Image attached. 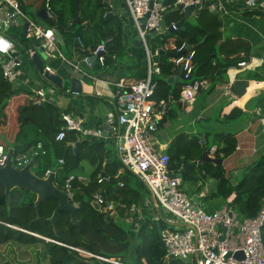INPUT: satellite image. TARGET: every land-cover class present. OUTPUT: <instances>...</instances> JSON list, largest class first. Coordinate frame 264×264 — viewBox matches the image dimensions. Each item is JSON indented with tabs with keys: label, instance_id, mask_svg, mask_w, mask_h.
Instances as JSON below:
<instances>
[{
	"label": "trees",
	"instance_id": "trees-1",
	"mask_svg": "<svg viewBox=\"0 0 264 264\" xmlns=\"http://www.w3.org/2000/svg\"><path fill=\"white\" fill-rule=\"evenodd\" d=\"M20 1L23 12L27 14L24 0ZM105 1L79 0L80 22L77 23L74 0H51L56 20L47 18L52 21L45 28L53 27L59 32L63 37L64 47L69 43V45L74 43L78 45L76 37H80L85 47L83 54L87 57L91 56V51L99 43L107 40L103 55V69L107 70L114 68H109V65L114 63L115 58L121 60L127 55L128 43L123 37L121 20L117 15H108L109 7ZM174 2L175 0H163L166 10H171ZM194 10L197 12L196 16L186 18L185 29L178 28L173 34L165 35L159 47L178 55L176 50L182 42L193 45L195 55L191 78L207 79L210 83L224 80L229 67L237 65L240 61H246L250 55V44L240 38L221 40L217 16L203 3L200 8ZM255 12L252 10V14ZM183 15L182 10L170 12L165 19L166 25L178 22ZM84 21H88L86 26L82 25ZM18 32L20 35V39L17 40L20 45L18 46L26 52L30 39L21 33V29ZM240 53L243 55L240 56ZM136 59L138 66L142 56H137ZM169 59L170 56H162L160 73L153 78L156 82L153 99L156 101L166 99L169 95L176 100L179 98L182 81L171 85L167 80L174 68ZM39 74L46 81L41 73ZM253 76L260 79L259 70H255ZM60 92L69 93L67 88ZM21 94L22 96L14 101V97ZM28 95L25 88L13 87L0 73V136L4 133L8 139L17 138L25 125L33 126L40 136L39 139L17 147L14 155L35 146L39 141L45 153L33 158L35 161L33 166L37 165L41 168L33 171L35 174L43 176L47 168L56 169L59 158L63 159V164L61 168L56 169V174L62 177L80 167L82 161H87L92 170L87 180L73 183L78 191L77 198L74 199L73 195V200L77 202V223L71 222L69 213L61 212L57 221V236L48 220L58 204L55 198L41 202L39 218H36L34 194L14 188L10 192V201L7 204L4 188L0 184V247L15 245L28 248L29 252L35 250L37 254L32 255V258L34 256L36 262L34 260L32 264H100L93 257L82 256L73 247L107 257H119L130 264H143V261L148 264H162L164 248L159 238L158 227L166 226L164 222L155 224L146 217L132 234L129 226L126 228L107 212L95 210L90 203L93 192L104 190L108 198L129 205L138 200L143 184L122 166L119 159H112L109 164L104 163L111 156L104 141L80 138L75 131H67L63 140L56 141V133L64 126L61 109L56 102L36 105ZM256 99L261 100L262 105L264 95H259ZM261 111L258 116L264 115V107H261ZM216 137L217 140L214 142L218 146L214 157L224 159L235 150L236 138L233 133H219ZM78 139L79 161L76 165L73 147L69 143ZM0 143L5 145L1 137ZM207 149L198 143V137L179 134L166 150L170 156V167L175 174L181 176L182 183L194 181L198 187H203L207 178H213L216 187L209 197H203L204 200L221 198L240 217H254L264 200V152L252 163L243 167L240 177L233 184L226 175L222 163L203 160ZM103 176L109 179L102 180ZM54 182L57 185L55 179ZM119 182L123 185L120 186ZM261 237L264 245V224L261 228ZM169 264L185 263L181 260H172Z\"/></svg>",
	"mask_w": 264,
	"mask_h": 264
},
{
	"label": "built area",
	"instance_id": "built-area-1",
	"mask_svg": "<svg viewBox=\"0 0 264 264\" xmlns=\"http://www.w3.org/2000/svg\"><path fill=\"white\" fill-rule=\"evenodd\" d=\"M198 1L175 0L174 6L182 4L194 9ZM0 2L6 7L5 17L0 20L2 28L0 39L9 45L6 51L0 52V72L4 80L9 83H16L24 79L20 75V62L17 60L15 44L4 34L5 30L14 25L19 17L27 22L25 36L29 39L39 40L46 58L59 57L65 60L59 49L54 28L37 26L23 12L20 0H0ZM125 2L146 54L148 69L144 78L129 85L125 84L123 80L115 84L118 89L115 97V112L96 127L85 124L84 118L80 115L62 112L61 118L64 121V126L56 133L55 140L61 141L65 138L67 131H75L78 137L106 138L114 142L122 166L135 175L146 187L150 193L152 204H150L145 193L140 194L137 202L126 205L121 201L108 198L104 190L93 192L91 200L99 204L100 210L107 212L114 218L118 216L119 211L124 212L128 220L140 213L142 208H149V219L153 223L157 224L162 221L166 224V226L158 227L159 238L164 248L162 264H169L172 260H181L185 264H264V245L261 237V228L264 224V200L254 217H240L229 205L208 212L182 190L181 176L175 174L170 167L169 154L157 147L155 135L158 128V118L168 111L169 104L176 99L171 95L158 101L153 99L156 86L153 74H159L160 67L151 64V55L145 35L150 34L153 30L157 33L163 32L160 22L167 7L163 4V0H125ZM42 6L46 17L56 18L51 0H43ZM254 8L256 9L255 6L252 7V9ZM148 12L149 15L146 16ZM141 19H144L143 29L141 28ZM170 26L174 31L178 29L175 23H171ZM76 41L77 49L83 51L85 47L81 38L76 37ZM185 47L186 43L182 42L176 50L178 55L170 56L169 60L174 68L182 66V84L177 100L188 106L194 102L200 90L208 87L209 81L191 78L194 69L195 50L191 47L183 54ZM105 48V42L99 43L91 51V56L102 60L106 51ZM33 52L31 48L26 50L29 57ZM87 58L85 55L83 61L86 66H89L90 63L87 62ZM70 65L83 77L89 76L85 68L79 63L71 62ZM247 65L248 62L246 61L237 63L239 67ZM44 72L54 73V70L45 64L40 71L42 76ZM54 87L53 89L51 87L45 89L44 85H40L32 88V102L40 105L44 102L58 100V91ZM198 142L203 147L205 146L204 138L200 137ZM214 152L215 147L210 146L206 154L214 156ZM44 153L42 143L37 142L35 146L23 152L15 155L13 153L11 163L14 167L20 168L30 159ZM7 159V148L0 143V167L6 164ZM62 164L63 159L59 158L56 169L61 168ZM56 169L47 168L42 177H46L52 172L55 179ZM108 179L106 176L102 177V180ZM84 180L86 179L83 175L73 172L62 177L60 188L67 193L68 199L76 205L77 202L73 200V183ZM232 183L234 184V182ZM119 185L122 186L123 183L119 182ZM167 214L171 217H167ZM73 249L84 257L97 259L100 264H130L122 261L119 257L94 254L79 247H73ZM237 252H242L241 257L235 256ZM229 253L230 255H228ZM143 264L148 263L143 261Z\"/></svg>",
	"mask_w": 264,
	"mask_h": 264
},
{
	"label": "crops",
	"instance_id": "crops-1",
	"mask_svg": "<svg viewBox=\"0 0 264 264\" xmlns=\"http://www.w3.org/2000/svg\"><path fill=\"white\" fill-rule=\"evenodd\" d=\"M107 1H109V3H107ZM23 2L27 10V14H25L30 20L42 28L49 26L53 19L49 20L47 19L48 17L43 18L38 15L39 10L43 9V0H24ZM112 2L113 0L105 1L109 7L107 8L108 15L113 12ZM203 5L217 16L221 40L226 38H240L250 44V55L246 59L248 65L244 67H239L237 65L229 67L226 71L224 80L214 81V83L209 82L207 88L199 91L196 99L191 105L186 106L178 100L171 102L168 111L158 118V128L155 135L156 145L160 150L166 152L168 146L177 135L185 134L187 136H196L198 139L202 137L204 138V147L209 148L213 146L216 149L218 145L214 140H217V134L233 133L236 138V148L229 156L222 159V165L226 175L234 182L232 176L242 170L243 167L252 163L253 160L264 152V115L258 116L262 112L261 107H264V101L261 105V100L256 99L259 95H264V0H203ZM253 6H255L256 9H252ZM28 10H30L31 14L28 13ZM252 10L256 12L252 14ZM196 13V10L192 9V13L189 16L195 18ZM5 14L6 7L0 2V20L5 17ZM112 15H117L121 20L123 37L128 43L127 55L121 60L115 58L114 63L109 65V68L114 67L113 69H103L104 56L102 60L96 59L95 68L92 64L86 66L83 61L85 55L83 51L77 49L75 43L72 45H69V43L67 45V52L63 50L64 40L62 36L58 40V43L63 46H59V49L65 57V60L59 57L49 59L46 57L42 58V66L48 64L52 67L54 72L67 78L68 81L71 76L68 75L65 70L63 66L64 62H68L69 64L71 62H77L81 66L85 65L84 68L89 76L81 79V92L72 93L69 89V85H65L68 82L65 80L62 89L67 88L68 92L71 94L61 95L60 91L62 89L57 88L48 80L44 81L41 78L39 74L40 70H38L31 61L27 53L24 50L22 51L19 47L20 45L17 43L18 38L8 33L10 27L15 28L20 24L23 25V19L21 17L17 18L16 23L4 32L6 37L15 44L17 60L20 62V75L24 78L16 83H11L12 86H21L25 88L26 92L29 94L28 96L32 98V88L44 85L39 84L36 79L29 76L35 69L41 81L48 84L52 89L55 86V90L58 91L57 105L61 109V112L82 116L85 120V124L90 127H96L102 124L108 116L113 115L115 112V97L118 90L115 84L121 80L127 85L132 84L144 78L148 69L144 48L135 44L134 37L138 33L131 20L125 0H117V13ZM85 24H88V21H84L82 25L86 26ZM87 31L88 29L86 32ZM0 32H2L1 23ZM164 36L165 34L163 32H158L156 36L147 40L151 55V64L159 66L162 62V56L169 57L168 55L158 54V50L162 48L159 47V45ZM64 37H66V35ZM149 41H151L150 47ZM162 49L165 50L164 48ZM32 50L34 51L35 47H33ZM239 55L242 56L243 53ZM137 56H142V60L138 66L136 65ZM119 61H121L120 64ZM172 70L173 72L168 77H175L179 68H173ZM255 70H259L260 79L257 77L254 78L253 73H255ZM157 75L158 73H154L153 78ZM181 81L182 78L180 77L176 82H168L171 85H176ZM21 96L22 94L16 95L14 101ZM1 135L6 137L4 133ZM39 138L40 136L36 129H33L31 125H25L17 138H7V140L16 142L20 147L26 142ZM85 138L104 141L106 143L111 156L104 163L109 164L112 162V159H118L115 144L110 139L95 137ZM109 159L111 160L110 162H108ZM88 166L89 176L92 167L89 164ZM84 170L87 171L86 168H84ZM88 178L89 177H85V179ZM215 187V180L213 178H207L204 181L203 187H198L196 185V187L193 188V192L196 193V198L193 196L190 197L203 207H211L216 198L209 199L205 203L200 201L199 198L209 197ZM225 205L227 204L224 202L222 206ZM148 213L149 208L144 207L140 210V213L133 216V218L129 217L131 220H128L127 216L122 211L118 212L117 217L127 223V226H129L133 234L143 222V219L146 217L149 218Z\"/></svg>",
	"mask_w": 264,
	"mask_h": 264
},
{
	"label": "water",
	"instance_id": "water-1",
	"mask_svg": "<svg viewBox=\"0 0 264 264\" xmlns=\"http://www.w3.org/2000/svg\"><path fill=\"white\" fill-rule=\"evenodd\" d=\"M75 3V9L77 11V23L79 22V0H74ZM109 3V1H107ZM203 0H199L194 8H200L202 6ZM113 6V12L109 13V15L116 14L117 13V0H113L112 2ZM151 7V4H150ZM192 7L191 6H183L182 4H178L177 6H174L171 10H166L163 15L160 22L161 30L165 35L173 34L175 31L172 28V26H168L166 28L165 19L167 14H169L172 11L182 10L184 15L183 17L175 23V26L177 28H181L182 30L185 29L184 22L186 20V17L189 16L192 13ZM38 15L45 18L46 14L43 9L39 10ZM149 15V12L146 14V16ZM26 27L27 22H24L21 28V33L23 35L26 34ZM141 28H144V19H141ZM157 35V31L153 30L150 34L145 35V39L149 40L150 38H153ZM56 36L58 40L61 38V35L59 32L56 31ZM135 44L138 46L142 45L141 39L139 34H137L135 37ZM62 43V42H61ZM35 47V50L33 54L30 56L31 61L35 64V66L38 68V70L41 71L42 69V58H45L43 48L40 46L39 40L35 38H31L29 40V46L28 48ZM191 47L194 48L193 45L186 44L185 49L183 50V54L186 53L188 49ZM159 55H168L173 56L174 54L171 52H166L162 48L158 50ZM87 62L94 65V68L96 66V58L95 56H90L87 58ZM63 66L65 70L67 71L68 75L71 76L70 80L68 81L67 78L61 76L60 74L54 72H44L43 76L46 80L54 84L57 88L62 89L64 86V81H68L65 85H69V89L72 93H79L81 92L82 86H81V79L84 78L80 72L75 71L68 62H64ZM182 74V66L179 67V71L175 77H167V80L169 82H176L179 80ZM2 141L5 143L7 147V155L8 159L4 166L0 167V184L4 188V194H5V201L8 204L10 201V192L14 188H19L23 190H27L34 194L36 196L34 201V207L36 212V218H39V207L42 201L48 199V198H55L58 201L57 206L54 208L51 216L48 218V220L51 222L53 230L55 232V235H58V227H57V221L59 218V215L61 212H67L70 215V220L72 223H77L76 219V209L77 205L73 202H71L68 199L67 193L62 190L60 187H58L54 182V174L51 172L46 177L39 176L35 174L31 167L34 165L35 161L34 159H30L29 162H27L24 166L20 168H16L11 163V157L14 153V150L19 147L16 142H10L7 140V138L4 135H1ZM79 139L75 142H70L69 144L72 145L74 156H75V164H78V145ZM203 160H210L213 162H220L222 163V159L215 158L213 156H208L206 153L203 156ZM111 160L109 159L108 162ZM90 203L92 207L95 210H100L99 204L94 201L90 200ZM230 255V253L228 254ZM242 252H237L235 256L241 257ZM193 262V261H192Z\"/></svg>",
	"mask_w": 264,
	"mask_h": 264
},
{
	"label": "rangeland",
	"instance_id": "rangeland-1",
	"mask_svg": "<svg viewBox=\"0 0 264 264\" xmlns=\"http://www.w3.org/2000/svg\"><path fill=\"white\" fill-rule=\"evenodd\" d=\"M28 13L31 14L30 10H28ZM53 20H56V19H53ZM20 29H21V27H19V28L18 27H15V28L10 27L8 29V33L13 35L14 37L18 38V40H19L20 35H19L18 31ZM150 46H151V41H149V47ZM63 50L65 52L68 51L66 47H64ZM83 67H85V66H83ZM29 76L33 77V79H36L39 82V84H44L45 89H47L49 87L48 84L41 81V79H40V77H38L35 69L29 74ZM61 94H64V93L60 92V95ZM57 101L58 100H55L56 104H57ZM31 127L33 129H35L33 126H31ZM84 168H86L87 171L84 170ZM40 169L41 168L38 167L37 165L31 167V170L34 172L38 171ZM88 171H89V166H88L87 161H82L80 167H77L73 170L74 173H80L81 175H84L85 177H88ZM82 173H84V174H82ZM240 174H241V170L232 176L234 182L240 177ZM61 179H62L61 175H57V174L55 175V181L57 182L58 186L62 185ZM196 185L197 184L194 183V181H185L182 183L181 188L188 196H193L196 198V196H195L196 193L193 192V188L196 187ZM141 188H142L141 194L145 193L149 198L150 204H152L150 193L148 192L146 187L143 185V187H141ZM72 191H73L74 199L77 198L78 197L77 189L74 188ZM199 200L203 201L204 203L206 202V200H203V198H199ZM222 205H224V201L220 198H216V199H214V204L211 207L204 206L203 208L206 211H211V209H213V210L217 209V208L221 207ZM162 213L165 214L163 211H162ZM166 216L169 218L171 217V215H168V214ZM115 220L119 221L122 225H124L127 228V223L120 220V218L115 217ZM36 254L37 253L35 250H33V251L30 250V252H29L28 248L17 247L15 245H13V246H10V245L6 246L5 245V246L0 247V264H32L34 262V260L36 262V259H34V256L32 258V255L36 256Z\"/></svg>",
	"mask_w": 264,
	"mask_h": 264
},
{
	"label": "clouds",
	"instance_id": "clouds-1",
	"mask_svg": "<svg viewBox=\"0 0 264 264\" xmlns=\"http://www.w3.org/2000/svg\"><path fill=\"white\" fill-rule=\"evenodd\" d=\"M49 35H51V32H49ZM9 45L3 40L0 39V52L6 51Z\"/></svg>",
	"mask_w": 264,
	"mask_h": 264
}]
</instances>
